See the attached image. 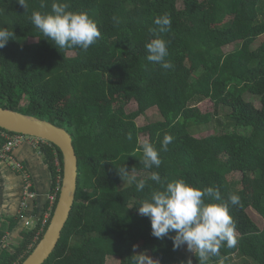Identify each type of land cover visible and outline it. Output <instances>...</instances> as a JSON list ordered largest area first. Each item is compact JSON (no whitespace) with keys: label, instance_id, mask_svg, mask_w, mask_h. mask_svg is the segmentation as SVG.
I'll return each mask as SVG.
<instances>
[{"label":"trees","instance_id":"obj_1","mask_svg":"<svg viewBox=\"0 0 264 264\" xmlns=\"http://www.w3.org/2000/svg\"><path fill=\"white\" fill-rule=\"evenodd\" d=\"M26 2L25 9L18 0H0V28L15 33L0 48V106L66 129L79 165L76 203L46 264L191 260L184 245L174 250V231L154 237L150 218L138 212L139 203L161 185L148 180L137 192L118 174L123 164L138 179L157 171L165 182L217 187L225 201L238 194L241 204L229 205L236 245L221 247L207 264H233L235 258L264 264V226L248 212L264 220V0H184L181 8L179 0ZM53 2H67L70 10L85 11L97 22L101 37L87 52L58 49L32 24V12H51ZM164 14L171 28L159 33L153 21ZM157 37L168 42L170 69L147 60L145 44ZM231 45L233 50L222 51ZM131 102L136 110L127 112ZM207 102L213 112L200 107ZM154 110L156 118L149 115ZM214 123L219 133L196 136ZM165 134L174 139L161 151ZM145 139L159 152V168L145 169L140 162L136 149ZM40 152L53 195L63 177L62 155L47 141ZM43 206L37 226L21 230L14 250L0 247V264H22L34 252L50 225L51 218L43 227L45 214L52 217L55 210L47 199ZM21 220L17 215L3 221L0 244ZM191 261L199 264L196 256Z\"/></svg>","mask_w":264,"mask_h":264},{"label":"clouds","instance_id":"obj_2","mask_svg":"<svg viewBox=\"0 0 264 264\" xmlns=\"http://www.w3.org/2000/svg\"><path fill=\"white\" fill-rule=\"evenodd\" d=\"M18 2L27 8L26 0ZM45 6L43 2L40 5L41 8ZM31 22L42 34L41 37L54 43L58 49L78 47L87 52L101 37L97 22L85 11L70 10L67 2H53L51 12L47 13L34 10ZM153 22L159 33H166L171 28L168 14L157 16ZM14 36L13 31L0 28V48ZM145 48L149 62L159 64L165 70L172 68L173 65L165 59L169 56L166 40L153 38L145 44ZM131 138L129 134L128 139ZM173 139L171 134H165L160 150L167 151ZM136 152L141 153L140 162L145 169L160 167L162 160L159 152L149 140H143ZM136 152L130 155L136 157ZM117 170L124 182L135 185L137 192L145 189L148 180L161 185L159 190L152 191L148 198L139 203L138 212L150 218L154 237L162 239L170 232H175L171 237L174 250L186 245L196 255L199 264H207L209 257L218 255L221 247L232 248L236 245V226L229 205L241 204L238 194H230L228 201H225L217 187L202 189L183 179L165 182L157 171L138 179L125 164L117 167ZM134 260L136 264H143L144 258L134 257ZM187 264H192V261L189 260Z\"/></svg>","mask_w":264,"mask_h":264},{"label":"water","instance_id":"obj_3","mask_svg":"<svg viewBox=\"0 0 264 264\" xmlns=\"http://www.w3.org/2000/svg\"><path fill=\"white\" fill-rule=\"evenodd\" d=\"M0 129L13 134L42 139L57 147L61 152L63 177L58 203L42 241L22 263L46 264L62 239L76 203L79 165L73 138L66 129L47 120L1 106ZM39 201L41 203L42 199L40 198Z\"/></svg>","mask_w":264,"mask_h":264},{"label":"crops","instance_id":"obj_4","mask_svg":"<svg viewBox=\"0 0 264 264\" xmlns=\"http://www.w3.org/2000/svg\"><path fill=\"white\" fill-rule=\"evenodd\" d=\"M13 155L17 160L23 163L27 173L31 176L35 193H38V198L42 199L41 203L38 199V204L37 201H30L28 208L26 210L23 209L21 203L23 200L22 193L25 185V178L16 169L12 168L6 160L0 158V194L2 193V195L6 197L5 201L0 203V212H2L0 213V221H8L10 223L11 218L20 215L22 220L17 228L12 232H7V235L18 233L20 236L21 230L27 229L31 225V221L34 223L33 228L37 226L40 216L42 215V207L52 189V176L45 164L42 153L32 148L29 144L24 143L18 147ZM1 206L5 207L7 210L1 211ZM28 222L30 223L29 225H27ZM18 245L19 243L17 245L14 244L11 248L14 250Z\"/></svg>","mask_w":264,"mask_h":264},{"label":"built area","instance_id":"obj_5","mask_svg":"<svg viewBox=\"0 0 264 264\" xmlns=\"http://www.w3.org/2000/svg\"><path fill=\"white\" fill-rule=\"evenodd\" d=\"M0 138L4 141L3 144H0V158L6 160L12 168L16 169L17 171H20L25 178L24 179L25 185L22 193L23 200L21 203V207L26 210L29 206L30 201L33 202V200L37 198V194L32 190L33 184L31 180V176L27 173V170L24 167L23 163L17 160L14 157L13 153L18 147H20L24 143L29 144L32 148L36 150H41L44 144L46 143V141L34 137L24 136L21 134H13L5 130H0ZM56 166L57 168H59L60 171L61 165L58 158L56 159ZM61 183L59 180L58 187L55 189V193L53 195L50 194L47 197V201L49 202L51 208L56 207L58 203L61 192ZM51 210L52 209H50V211ZM49 218H52L50 217V213L45 214L43 227L46 225ZM29 224L30 223L28 222L27 225Z\"/></svg>","mask_w":264,"mask_h":264},{"label":"rangeland","instance_id":"obj_6","mask_svg":"<svg viewBox=\"0 0 264 264\" xmlns=\"http://www.w3.org/2000/svg\"><path fill=\"white\" fill-rule=\"evenodd\" d=\"M183 1L184 0H179L178 5H179L180 8L183 7ZM26 42H27V40L25 42H23V43H26ZM234 48H235V46L231 45V46L227 47L226 49H223L222 51L228 52V51L233 50ZM248 99H249V97H248ZM23 105H26L24 107H27V103H24ZM256 105H258V104L256 103ZM200 107H202L203 110L206 111V112H213V110H214L212 104L209 103V102L201 104ZM135 110H136V104H135V102H131L130 105H128V107H127V112L135 111ZM151 114H152V117H154V118H156L158 116V112L156 110H154V111L149 113V115H151ZM137 123H138V125H143L145 123V119L140 118L137 121ZM217 130L218 129H217L215 123H214V126L213 125H209V127L201 128L200 132L197 133L196 136L197 137L210 136V135H213L215 133H219V130L218 131ZM238 180H240L239 177L236 180L237 183H239ZM5 199H6V197L4 195H2V193H1L0 194V201H1L0 203H3L5 201ZM5 209H6L5 207L1 206V211H6L7 209L6 210ZM248 212L250 213V216L253 218V220H255V222L259 225V227L263 228L264 220L262 219V217H260L255 211H253L251 209ZM0 213H2V212H0ZM3 214H7V213H3ZM0 217H1V215H0ZM4 218H6V217H4ZM3 224H4L3 221H1L0 228L3 226ZM33 226H34V223H33V221H31V225L27 229H32ZM19 241H21V237L19 236V234L18 233H16V234L13 233L12 235H7L6 237H4L2 243L0 244V247L2 249L8 248V247L10 248V247H12V245H14V244L17 245L18 243H20ZM183 252L186 254L188 259H191V260H192V258H194L196 256L193 252H191V251H189L187 249L186 245H184ZM108 264H116V262L113 261V260H110V261H108ZM233 264H241V260L239 258H235Z\"/></svg>","mask_w":264,"mask_h":264}]
</instances>
